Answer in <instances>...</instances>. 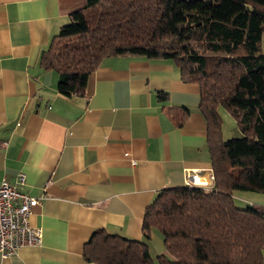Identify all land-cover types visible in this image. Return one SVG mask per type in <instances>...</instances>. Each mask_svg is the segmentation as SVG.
Segmentation results:
<instances>
[{
    "label": "crops",
    "instance_id": "0c3cea01",
    "mask_svg": "<svg viewBox=\"0 0 264 264\" xmlns=\"http://www.w3.org/2000/svg\"><path fill=\"white\" fill-rule=\"evenodd\" d=\"M83 2L0 0V181L24 174L20 190L39 198L28 221L43 231L40 244L0 264H95L83 256L94 230L143 239L146 206L161 189L212 184L199 86L173 60L106 57L82 95L58 91L40 57ZM233 199L264 204V193Z\"/></svg>",
    "mask_w": 264,
    "mask_h": 264
},
{
    "label": "trees",
    "instance_id": "16d2710c",
    "mask_svg": "<svg viewBox=\"0 0 264 264\" xmlns=\"http://www.w3.org/2000/svg\"><path fill=\"white\" fill-rule=\"evenodd\" d=\"M264 0H84L40 57L58 91L82 95L110 56L171 59L196 83L207 124L212 184L161 189L146 206L143 239L96 229L83 256L95 264H262L264 204H235V191L264 193ZM164 98L166 93L158 91ZM242 136L223 138L218 107ZM162 235L153 257L146 239Z\"/></svg>",
    "mask_w": 264,
    "mask_h": 264
},
{
    "label": "built area",
    "instance_id": "2783aa9c",
    "mask_svg": "<svg viewBox=\"0 0 264 264\" xmlns=\"http://www.w3.org/2000/svg\"><path fill=\"white\" fill-rule=\"evenodd\" d=\"M24 180V174L20 173L14 182L0 181V256L3 258L15 254L22 246L38 245L42 241V228L28 221L31 207L39 198L20 190Z\"/></svg>",
    "mask_w": 264,
    "mask_h": 264
},
{
    "label": "rangeland",
    "instance_id": "374dc122",
    "mask_svg": "<svg viewBox=\"0 0 264 264\" xmlns=\"http://www.w3.org/2000/svg\"><path fill=\"white\" fill-rule=\"evenodd\" d=\"M261 50L262 52H264V34H262V37H261ZM218 113L221 117V129H222L223 138L227 139V138H234V137L242 136V132L237 127L235 119L233 118V116L230 115V113L224 107L222 106L218 107ZM254 200H258V199L255 198ZM236 202H237V206L239 207L241 206L244 207L247 204L240 200H237ZM153 231H154V234L156 233V236L158 237V239L156 238V236H154L152 240H149L148 243H149V248L153 254L152 256L156 257V255L161 253L159 249L161 246L160 241L162 240V237H161V233L158 230H153ZM154 261H155V264H157L156 260Z\"/></svg>",
    "mask_w": 264,
    "mask_h": 264
}]
</instances>
